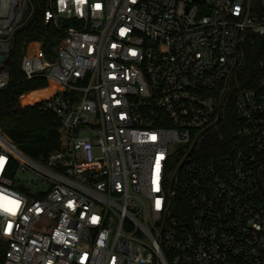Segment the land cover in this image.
<instances>
[{
    "label": "built area",
    "instance_id": "obj_1",
    "mask_svg": "<svg viewBox=\"0 0 264 264\" xmlns=\"http://www.w3.org/2000/svg\"><path fill=\"white\" fill-rule=\"evenodd\" d=\"M47 5L72 24L56 59L32 40L22 68L55 84L40 109L59 145L34 159L0 131L5 264H264V0ZM33 9L0 0V90Z\"/></svg>",
    "mask_w": 264,
    "mask_h": 264
},
{
    "label": "trees",
    "instance_id": "obj_2",
    "mask_svg": "<svg viewBox=\"0 0 264 264\" xmlns=\"http://www.w3.org/2000/svg\"><path fill=\"white\" fill-rule=\"evenodd\" d=\"M32 15L19 26L13 36L6 65L10 70V85L0 90V131L25 154L34 159L47 156L59 145L58 117L44 112L40 105L55 91L54 82L44 76L27 78L22 68V58L28 42L41 40L47 56L54 60L65 28L72 24L60 19L59 26L45 22L47 0H32ZM263 41L247 42L237 78L243 86H253L260 76L258 60ZM236 119L231 103L228 120ZM6 244L0 239V264H5Z\"/></svg>",
    "mask_w": 264,
    "mask_h": 264
},
{
    "label": "water",
    "instance_id": "obj_3",
    "mask_svg": "<svg viewBox=\"0 0 264 264\" xmlns=\"http://www.w3.org/2000/svg\"><path fill=\"white\" fill-rule=\"evenodd\" d=\"M0 59L1 60L4 59V55L3 54L0 55Z\"/></svg>",
    "mask_w": 264,
    "mask_h": 264
},
{
    "label": "snow or ice",
    "instance_id": "obj_4",
    "mask_svg": "<svg viewBox=\"0 0 264 264\" xmlns=\"http://www.w3.org/2000/svg\"><path fill=\"white\" fill-rule=\"evenodd\" d=\"M97 7H99V6H97ZM155 137H153V139H154Z\"/></svg>",
    "mask_w": 264,
    "mask_h": 264
}]
</instances>
